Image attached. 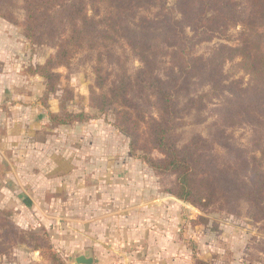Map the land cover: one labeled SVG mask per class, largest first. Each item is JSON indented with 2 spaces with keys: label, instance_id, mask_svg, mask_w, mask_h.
I'll use <instances>...</instances> for the list:
<instances>
[{
  "label": "trees",
  "instance_id": "trees-1",
  "mask_svg": "<svg viewBox=\"0 0 264 264\" xmlns=\"http://www.w3.org/2000/svg\"><path fill=\"white\" fill-rule=\"evenodd\" d=\"M21 2L22 21L12 11L18 5L15 0H0V15L21 26L31 43L55 46L33 69L45 79L47 96L60 82L57 69L69 65L80 49L98 52L95 84L89 87L91 107L101 114L114 109V125L129 138L131 153L141 151L155 172L174 175L171 193L176 198L201 209L218 205L230 211L243 204L264 228V141L257 135L264 128V35L259 30L264 26V0H250V11L241 9L238 0H176L174 6L168 0ZM142 10L153 15L135 20ZM238 24L248 28L241 31L240 44H220L207 58L193 53L202 42L229 37V28ZM122 44L141 61L133 74L113 52ZM236 58L250 76L248 86L242 80L228 81L223 73L225 62ZM201 78L209 90L190 95L191 85ZM67 92L63 102L73 98ZM224 95L229 97L220 114L227 124L248 121L259 127L254 149L233 146L224 127L211 138L196 134L181 143L185 117ZM49 117L53 127L93 118L86 111L69 110L50 112ZM217 145L225 153H216ZM154 151L162 156L153 157ZM53 257L54 264H65Z\"/></svg>",
  "mask_w": 264,
  "mask_h": 264
},
{
  "label": "rangeland",
  "instance_id": "rangeland-1",
  "mask_svg": "<svg viewBox=\"0 0 264 264\" xmlns=\"http://www.w3.org/2000/svg\"><path fill=\"white\" fill-rule=\"evenodd\" d=\"M175 2L168 0L167 3L174 6ZM238 2L241 9L250 11V0ZM15 3L18 5L12 11L15 18L22 21L25 16L22 2L15 0ZM142 15L152 16L153 13L152 10H142L135 20ZM242 30L247 31L248 28L241 24L233 25L228 30L229 37L202 42L193 53L207 58L220 44L238 45ZM259 30L264 35V26ZM54 52L53 44L31 43L21 26L0 15V264H54L53 255L65 264H73L77 251L69 247L75 237L63 223L66 219L61 210L76 212L77 208L71 206L75 198L70 195L67 202L72 208L53 206V209H45L47 202L37 198L49 192L37 195L38 190L33 183L36 179L37 183L39 180L44 182V169L54 165L53 155L72 162L77 156L91 152L100 154L98 167L102 171L110 169L112 173L109 178L102 177L106 183H102L100 191H108L111 199L104 202L105 206L101 204V215L120 211L115 204L125 202L123 189L127 185L130 191L128 199L142 198L149 204L156 200L160 209L156 212L160 216L171 217L174 225H179L171 227L180 240L174 241L177 243L174 253L178 254L171 256L173 264H264V228L262 222L252 219L245 205L228 211L218 205L201 209L175 200L171 193L175 176L155 172L141 151L136 155L131 153L129 138L114 125V109L101 114L91 107L89 87L95 84L98 52L80 49L69 65L57 69L61 74L60 82L56 91L46 95V81L33 73V69ZM113 52L121 55L131 74L141 66L139 57L126 44L117 45ZM105 59L108 63L110 58L105 56ZM112 59L118 61L119 57ZM166 62L167 58L163 57L162 68ZM223 70L229 76L228 81L242 80V85L248 86L250 76L242 70L240 58L225 62ZM159 74L164 77V70L159 69ZM209 88L204 79H196L189 93L197 95ZM66 91L67 96L73 93V98L63 102L62 96H66ZM228 97H215L208 101L205 109L188 114L185 124L179 129L181 143L196 134L211 138L217 128L224 127L227 134L232 135L228 141L233 146L254 149L257 125L248 121L229 125L221 117L220 108ZM65 110L86 111L94 121L89 119L83 123L53 127L49 111H58L61 115ZM257 135L264 141V128ZM214 150L218 154L226 151L220 145ZM151 155L162 156L158 151ZM90 199L89 196L82 201L85 204L79 207L82 213L95 210L88 206ZM49 210H54L55 214L50 215ZM118 245L125 247L124 244ZM165 259L167 263L171 262L169 258ZM115 260L128 261V248L119 254L95 255V263L98 264Z\"/></svg>",
  "mask_w": 264,
  "mask_h": 264
},
{
  "label": "crops",
  "instance_id": "crops-1",
  "mask_svg": "<svg viewBox=\"0 0 264 264\" xmlns=\"http://www.w3.org/2000/svg\"><path fill=\"white\" fill-rule=\"evenodd\" d=\"M50 112L58 113V111ZM52 158L54 165L44 169V182L39 180L37 183L36 179L33 186L37 187V195L42 192H49L37 198L38 201L45 200L47 202H45V209H53V206L61 209L72 208L67 202L70 195L75 198L71 206L77 208L76 212L61 210L64 219H66L63 223L66 224L69 231L73 232L72 236L76 238L72 240L74 242L69 247L70 250L77 251L74 257L84 254L92 255L95 263V255L104 256L114 252L119 254L124 248H128V261L115 260L105 264L114 262L117 264H173L171 256L178 254L177 252L174 253L177 245L174 241L180 240L177 239L179 235H176L171 227L176 226L177 228L179 225H174L171 217L160 216L156 212L160 211L156 205L158 203L156 200H154V204L150 203V205L148 201L142 200V198L128 199L130 191L127 185L123 190L126 192L125 198L128 200H125L124 203L115 204L120 211L109 212L102 216L101 204L104 205V202L111 199L108 191H100L102 183L105 182L102 177L109 178L112 173H110V169L102 171L98 167L101 160L100 154L91 152L89 155H80L74 158L72 162H68L61 156L53 155ZM84 162L88 163L85 164ZM86 193L89 195L85 196ZM89 196L91 199L88 206L95 210L92 213L84 211L82 213L79 207L85 206L82 201L89 199ZM172 197L175 200H180L175 196ZM35 208H38V205ZM49 211L50 215L55 214L54 210ZM90 225L91 228H89ZM118 244H124L125 247L122 248ZM165 258H169L171 262L167 263Z\"/></svg>",
  "mask_w": 264,
  "mask_h": 264
},
{
  "label": "water",
  "instance_id": "water-1",
  "mask_svg": "<svg viewBox=\"0 0 264 264\" xmlns=\"http://www.w3.org/2000/svg\"><path fill=\"white\" fill-rule=\"evenodd\" d=\"M94 257L92 255H80L73 258V264H93Z\"/></svg>",
  "mask_w": 264,
  "mask_h": 264
},
{
  "label": "built area",
  "instance_id": "built-area-1",
  "mask_svg": "<svg viewBox=\"0 0 264 264\" xmlns=\"http://www.w3.org/2000/svg\"><path fill=\"white\" fill-rule=\"evenodd\" d=\"M111 264H117V262L116 263L114 262V263H111Z\"/></svg>",
  "mask_w": 264,
  "mask_h": 264
}]
</instances>
